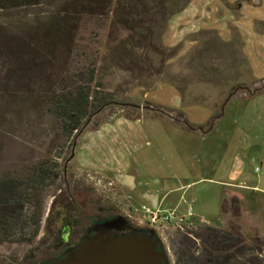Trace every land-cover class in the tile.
Returning a JSON list of instances; mask_svg holds the SVG:
<instances>
[{"label":"rangeland","instance_id":"obj_1","mask_svg":"<svg viewBox=\"0 0 264 264\" xmlns=\"http://www.w3.org/2000/svg\"><path fill=\"white\" fill-rule=\"evenodd\" d=\"M222 6L220 0H112L106 17L76 23L74 49L65 47L61 36L48 27L55 7L46 5V75L31 77L29 86H5V69L0 66V176L22 177L31 168L49 162L56 165L58 179L38 199L37 226L23 232L16 227L24 241L0 246V264L47 260L60 236L59 223L70 216V210H74L68 219L75 221V240L95 221L115 214L129 217L134 226L150 229L143 209L133 215L125 208L113 207L120 193L112 182L92 171L93 165L108 167L110 161L106 151L104 155L95 148L102 141L89 134L116 116L141 117L139 126L146 130L144 137L138 132L125 133L130 153L117 155L122 164L130 165L124 173L135 177L137 185H142L143 179L158 180L161 185L151 187L165 191L195 183L185 190L186 201L208 193L205 198L218 205L217 198L208 196L214 187L198 182L210 176V162L224 154L228 167L234 155L244 158L249 146L264 145V89L253 98L238 90L253 91L264 82L253 83L256 70L247 64L243 43ZM40 11L30 12L28 18L39 16ZM230 12L237 17L235 11ZM22 20L20 14L0 12L1 26L16 28ZM222 23L229 35L214 30ZM250 44L245 46L252 48ZM86 68L95 71L91 90L108 95L111 102L88 118L70 159L73 140L82 127L68 139L47 110L50 98L70 89V82ZM178 113L203 131L213 121L212 129L205 136L191 134L169 118L178 117ZM117 135L121 138L122 133ZM80 157L86 169L80 168ZM254 170L249 167L247 171L255 176L260 167ZM31 206L26 215L32 214L36 203ZM213 213L216 218L210 224L193 219L191 213L186 217L168 213L171 220L154 230L162 241L159 251L165 264H174L172 242L178 231L202 225L225 227L220 213ZM256 231L264 247V237Z\"/></svg>","mask_w":264,"mask_h":264},{"label":"trees","instance_id":"obj_2","mask_svg":"<svg viewBox=\"0 0 264 264\" xmlns=\"http://www.w3.org/2000/svg\"><path fill=\"white\" fill-rule=\"evenodd\" d=\"M111 1L0 0V12L23 17L16 27L18 32L13 25H0V66L5 69L4 85L29 86L31 77L46 75V5L55 7L48 27L61 36L65 47L76 49L73 44L76 23L84 18L106 17ZM220 1L227 6L224 0ZM240 5L238 2L227 7L236 12ZM37 9L41 10L39 16L29 19L30 12ZM94 78V68H86L84 74L76 75V81L70 82V89L50 98L47 111L60 123L62 133L68 139L87 123L88 118L97 115L111 102L108 95L91 90ZM160 114L164 115L161 111ZM169 118L189 133L206 134L213 125L212 121L203 131L202 127L188 123L181 113ZM57 179L56 165L49 162L31 168L22 177L0 176V246L24 241V237L21 236L23 240L18 237L16 227L20 226L23 232L37 226L40 218L38 199ZM35 203L32 214L26 215V208H32ZM219 213L225 220V227L202 225L176 233L172 242L174 264H264L263 241L251 225L243 197L236 192H224ZM36 232L37 229L32 237Z\"/></svg>","mask_w":264,"mask_h":264},{"label":"crops","instance_id":"obj_3","mask_svg":"<svg viewBox=\"0 0 264 264\" xmlns=\"http://www.w3.org/2000/svg\"><path fill=\"white\" fill-rule=\"evenodd\" d=\"M224 1L229 7H232L238 2L241 3L239 10L235 13L237 16L235 18L230 12L231 9L220 1L221 5H223L222 7L227 11L226 18L229 20L228 23L236 31L243 43V53L248 60L247 64L249 63V65L256 70L257 76L253 83L264 82V0ZM208 28L212 29L211 27ZM213 28L217 30L220 35L224 36V34H230L229 29L226 28L224 23L220 24L219 27ZM249 42H251L250 46H252V48H247V46H245ZM252 61L254 62L251 63ZM141 119L140 117L136 120H129L122 116H116L109 122L99 125L89 134L92 139L97 138L99 142L102 141L100 144L96 145L95 148L97 151H102L104 155L106 151V158L110 161L108 167L103 165L101 167H95V165H93L92 171L95 176L112 182L116 191L120 193L118 198L114 200L115 204L113 207L118 208V206H120L133 215H137L139 209H145L150 212L158 211L164 214L174 212L177 216L179 215L181 217H186L187 214L191 213L193 219L210 224L213 222L212 220L216 218L213 217V212L215 211L218 214L220 212L221 199L224 192H236L243 197L251 225L264 237V145L261 146L258 144L249 146L246 149L244 158H241L237 154L234 155L228 167L226 163L227 158L224 154L222 158L219 156L217 160L214 159L213 162H210L208 168V176L209 174L210 176L198 182L204 181L207 182L208 185L214 187L212 193L208 196L210 198H217V206H215L212 201L209 202L210 200L205 198L208 193L205 194L203 198L195 195L190 201H186V194H184V192L195 183L175 185L174 187L162 191L151 187L152 185H161V182L158 180L151 182V179H143L142 185H137L135 177L124 173L125 169L130 167V165L122 164L117 155H125L126 152L129 151L131 143L126 141L125 133L128 131L138 132L140 137L145 136L146 130L139 126V121ZM155 119L158 120L160 118L155 117ZM160 121L164 120L160 119ZM165 122L168 125L180 129L171 122ZM120 132L122 135H120L121 138H118L119 135L117 134ZM191 134L196 135L198 132ZM207 134L209 133L203 135L205 136ZM148 143L149 142H147V144ZM84 148L85 147L81 146L79 150L83 151ZM76 152H78V150ZM129 153L130 152L127 154ZM110 157L115 158V160L111 161ZM79 160L80 168L86 169L82 164L81 157ZM249 167H253L255 170L257 167H260V172L255 176L250 175L247 171ZM177 195L179 196L177 197ZM172 196L174 198H172ZM130 197L133 198V201L130 200ZM138 204H141V207H139Z\"/></svg>","mask_w":264,"mask_h":264},{"label":"water","instance_id":"obj_4","mask_svg":"<svg viewBox=\"0 0 264 264\" xmlns=\"http://www.w3.org/2000/svg\"><path fill=\"white\" fill-rule=\"evenodd\" d=\"M264 89V86L245 91L250 97ZM102 107L100 111L103 109ZM86 124L73 140L70 159L73 158L76 140L84 130ZM115 222L104 225L106 229H113ZM117 224V223H116ZM118 229V228H117ZM162 241L153 238V232L148 237L136 235H104L97 234L84 238L76 248L65 257L46 262V264H165V256L159 251Z\"/></svg>","mask_w":264,"mask_h":264},{"label":"flooded vegetation","instance_id":"obj_5","mask_svg":"<svg viewBox=\"0 0 264 264\" xmlns=\"http://www.w3.org/2000/svg\"><path fill=\"white\" fill-rule=\"evenodd\" d=\"M112 211L115 213V210L112 209ZM74 210H70V216L68 218H71L74 216ZM72 215V216H71ZM68 218H64L60 221L59 229H60V236L57 242L56 247L53 249L51 254L49 255L48 259L38 263V264H46V262H50L62 257H65L69 253H71L76 246L87 237H91L97 234L104 235L106 233H110L111 235H136L139 237H148L150 236L151 232H153V238L157 239L156 232L151 229H145L140 226H134L132 222L130 221L129 217L123 216V215H111L110 217H107L106 219L95 221L86 231V233L83 236L79 237V240H75L77 238L76 233L73 231L75 221L74 219L70 221ZM110 222L114 223L113 229H106L104 228V225ZM117 223V224H116ZM118 228V229H117Z\"/></svg>","mask_w":264,"mask_h":264},{"label":"built area","instance_id":"obj_6","mask_svg":"<svg viewBox=\"0 0 264 264\" xmlns=\"http://www.w3.org/2000/svg\"><path fill=\"white\" fill-rule=\"evenodd\" d=\"M100 181H98L99 183ZM145 215H147L145 219V224L151 229L156 230L161 225L166 224L168 221L171 220V215L168 213H159L158 211H148L143 209Z\"/></svg>","mask_w":264,"mask_h":264}]
</instances>
